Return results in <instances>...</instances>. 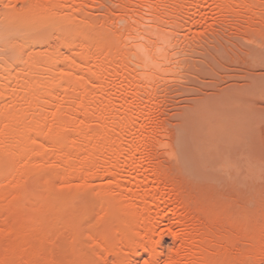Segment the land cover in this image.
I'll list each match as a JSON object with an SVG mask.
<instances>
[{"label":"bare ground","instance_id":"bare-ground-1","mask_svg":"<svg viewBox=\"0 0 264 264\" xmlns=\"http://www.w3.org/2000/svg\"><path fill=\"white\" fill-rule=\"evenodd\" d=\"M234 46L264 0H0V264H264V80L165 114Z\"/></svg>","mask_w":264,"mask_h":264},{"label":"rangeland","instance_id":"rangeland-1","mask_svg":"<svg viewBox=\"0 0 264 264\" xmlns=\"http://www.w3.org/2000/svg\"><path fill=\"white\" fill-rule=\"evenodd\" d=\"M232 50L231 52H229L230 50L227 51L228 56L224 55L220 59L219 63L214 64L213 73L217 74V76H214L212 72L205 70L200 66H193L191 64L185 63H179V67L173 69L171 74L170 72L166 73V78L172 77L173 75V79L170 78L171 80L168 82V85L169 83L170 85L175 84L177 85V87H180L178 89H181V91L178 92L179 95H175V98L173 99L177 103L174 104V106L173 104H168V106L165 107V114L167 116H170L169 118H171L170 123L172 125L170 124V130H180L183 127L184 123L191 118V102L197 101L201 97L217 100L221 98L226 93V91L244 89L246 88L248 83L247 78L249 77V73L252 74L251 76H256V78H261L262 80H264V66L251 65L250 67H247L238 57V55H241L240 47L234 46L232 47ZM224 76L234 77L224 78ZM197 90H199L200 92L198 93ZM255 102L258 106L262 108L264 107V98L257 101L255 100L253 102L250 101V103ZM260 132L261 130H259V133ZM259 133L258 136L260 138H263L264 132L262 131V134ZM219 187V190H222L221 193H227V195L225 194V196L232 197L235 194V197H239L240 195H236L238 192L235 189H233V191L231 189L230 191V188L227 187V185ZM227 190H229L230 193ZM253 204H249L250 208L252 209L254 208Z\"/></svg>","mask_w":264,"mask_h":264}]
</instances>
